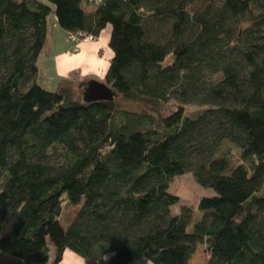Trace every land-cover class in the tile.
<instances>
[{
	"label": "trees",
	"instance_id": "obj_1",
	"mask_svg": "<svg viewBox=\"0 0 264 264\" xmlns=\"http://www.w3.org/2000/svg\"><path fill=\"white\" fill-rule=\"evenodd\" d=\"M46 1L0 0V256L190 264L204 246L207 264H264V0ZM53 15L67 39L110 28L113 101L39 85ZM189 173L227 186L198 221L172 214Z\"/></svg>",
	"mask_w": 264,
	"mask_h": 264
},
{
	"label": "crops",
	"instance_id": "obj_2",
	"mask_svg": "<svg viewBox=\"0 0 264 264\" xmlns=\"http://www.w3.org/2000/svg\"><path fill=\"white\" fill-rule=\"evenodd\" d=\"M51 20L52 26L48 30L45 48L38 64V82L41 83L40 76L44 73L48 82L45 86H49L46 88L56 91L63 81L69 80L83 98L82 86L93 81L104 83L113 58V52L109 48L110 28L106 29L97 41L82 44L79 52L73 53V45L67 39V32L59 27L54 15ZM0 264L24 263L3 254L0 257ZM60 264H85V262L75 254L66 252Z\"/></svg>",
	"mask_w": 264,
	"mask_h": 264
},
{
	"label": "rangeland",
	"instance_id": "obj_3",
	"mask_svg": "<svg viewBox=\"0 0 264 264\" xmlns=\"http://www.w3.org/2000/svg\"><path fill=\"white\" fill-rule=\"evenodd\" d=\"M37 1L47 4L46 0H37ZM90 6L92 9L95 7L94 4H91ZM87 8L88 7L85 6V9H87ZM51 26H52V20L50 17L49 18V28H51ZM88 44H90V43H88ZM40 82L41 83L39 85L42 88L45 87L44 88L45 90L55 91L54 89L50 90V89L46 88L49 86H45V85H48V82H47V80H45L44 73L42 74V76H40ZM124 107L127 109L138 110L137 106H134V105H131L128 103H125ZM170 110H172V109H170ZM226 187L227 186L225 184H222V185L212 187V188H208V189L201 188L196 183L193 175L190 173L186 174L184 176H181V177H176L171 181L169 191L171 194L176 195L180 199V203L177 206L172 208V214L174 216L178 215L180 213V210L182 209V207H188L194 212V219L193 220L198 221L202 218V214L198 210L199 201L202 198H212V197L218 196L220 194V191L222 192L224 189H226ZM77 211H78V208H72V207L67 206L64 210L63 217L61 220L62 224L64 226H67L68 223L74 218ZM18 216H19V212L9 213L7 215L6 221H5V223L3 225V229H2V235L3 236L11 232L14 223L18 219ZM53 250L54 249L52 248L51 257H54ZM209 259H210V255L208 254L206 247L200 246L198 251L194 255V257L192 258L190 264H207ZM133 264H145V260L143 258H141V259H138L137 261H135Z\"/></svg>",
	"mask_w": 264,
	"mask_h": 264
},
{
	"label": "water",
	"instance_id": "obj_4",
	"mask_svg": "<svg viewBox=\"0 0 264 264\" xmlns=\"http://www.w3.org/2000/svg\"><path fill=\"white\" fill-rule=\"evenodd\" d=\"M84 101H91L96 99H104L113 101V94L104 84L98 82H90L86 86H82Z\"/></svg>",
	"mask_w": 264,
	"mask_h": 264
},
{
	"label": "built area",
	"instance_id": "obj_5",
	"mask_svg": "<svg viewBox=\"0 0 264 264\" xmlns=\"http://www.w3.org/2000/svg\"><path fill=\"white\" fill-rule=\"evenodd\" d=\"M68 40L70 43L73 45L72 52L73 53H78L80 50V46L82 44H88V43H93L95 42V38L89 35H85L82 33H76V34H68Z\"/></svg>",
	"mask_w": 264,
	"mask_h": 264
},
{
	"label": "clouds",
	"instance_id": "obj_6",
	"mask_svg": "<svg viewBox=\"0 0 264 264\" xmlns=\"http://www.w3.org/2000/svg\"><path fill=\"white\" fill-rule=\"evenodd\" d=\"M87 73H85V75H86Z\"/></svg>",
	"mask_w": 264,
	"mask_h": 264
}]
</instances>
